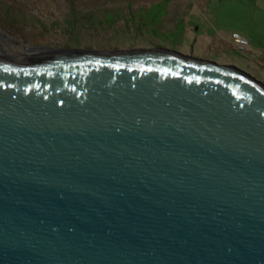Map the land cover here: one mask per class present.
Returning <instances> with one entry per match:
<instances>
[{
    "label": "water",
    "instance_id": "95a60500",
    "mask_svg": "<svg viewBox=\"0 0 264 264\" xmlns=\"http://www.w3.org/2000/svg\"><path fill=\"white\" fill-rule=\"evenodd\" d=\"M0 264H264V82L0 35Z\"/></svg>",
    "mask_w": 264,
    "mask_h": 264
},
{
    "label": "rangeland",
    "instance_id": "374dc122",
    "mask_svg": "<svg viewBox=\"0 0 264 264\" xmlns=\"http://www.w3.org/2000/svg\"><path fill=\"white\" fill-rule=\"evenodd\" d=\"M261 1L0 0V35L51 45L147 42L224 59L264 82L256 46L241 52L232 40L264 46Z\"/></svg>",
    "mask_w": 264,
    "mask_h": 264
},
{
    "label": "built area",
    "instance_id": "2783aa9c",
    "mask_svg": "<svg viewBox=\"0 0 264 264\" xmlns=\"http://www.w3.org/2000/svg\"><path fill=\"white\" fill-rule=\"evenodd\" d=\"M232 40L234 48L238 51L245 52L249 46L248 40L239 36L238 34H233Z\"/></svg>",
    "mask_w": 264,
    "mask_h": 264
},
{
    "label": "crops",
    "instance_id": "0c3cea01",
    "mask_svg": "<svg viewBox=\"0 0 264 264\" xmlns=\"http://www.w3.org/2000/svg\"><path fill=\"white\" fill-rule=\"evenodd\" d=\"M260 1V0H259ZM263 1V3H264V0H262ZM261 1V2H262ZM264 35V34H263ZM264 37V36H263ZM263 41H264V38L262 39ZM255 41H257V44H256V42ZM262 43L263 42H261L260 40H259V38H257L256 40L254 39V38H250L249 39V46H251V44L253 45L254 44V46H256V49H255V52H256V55H258V56H260V57H262V62L264 61V46H262ZM253 50V48L252 47H249V50Z\"/></svg>",
    "mask_w": 264,
    "mask_h": 264
}]
</instances>
